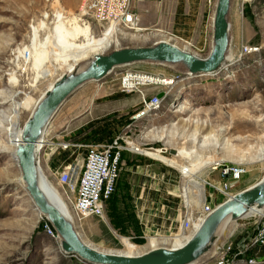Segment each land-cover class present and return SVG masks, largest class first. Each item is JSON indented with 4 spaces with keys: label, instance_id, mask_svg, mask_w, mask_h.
<instances>
[{
    "label": "rangeland",
    "instance_id": "obj_1",
    "mask_svg": "<svg viewBox=\"0 0 264 264\" xmlns=\"http://www.w3.org/2000/svg\"><path fill=\"white\" fill-rule=\"evenodd\" d=\"M85 2L0 0V112L12 114L13 102L18 104L29 97L33 102L22 109L18 119L20 128L32 114L36 101L66 73L67 68L50 66L52 74L35 81L37 72L33 63L23 58L16 59L17 50L30 47L33 27L44 21L54 23V15L58 12L69 18L79 16L80 25H89L88 21H91L83 11ZM216 4L217 0L214 1L215 9ZM229 20L232 60L227 61L220 71L211 75H189L181 64L139 63L115 69L103 82L86 84L67 101L77 102L78 94L83 92L84 98L78 100L83 102L81 112L92 110L96 102H120L121 106L125 105L124 114L120 116L125 120L127 129L124 131L135 139L139 151L141 149V152L131 151L124 155L118 191L106 207L105 217H92L75 223L80 236L93 247L127 255H141L157 247H174L182 242L186 234L182 222L188 210L199 214L209 197L214 207L220 204L218 202L225 197L224 193L197 179L195 182L200 183L199 186H190L192 207L186 208L183 196L185 181L179 177V167L170 164L171 161L180 165L185 163L187 158L178 156L180 151L196 150L197 156H202L200 165L206 161H225L240 168L243 171L240 178H230L232 183L229 186L233 193L252 187L264 178V0H232ZM90 25L98 37L105 32L101 33L93 23ZM41 29L39 34L43 39L48 32ZM123 31L101 54L123 47L153 46L168 38L167 35L160 38L153 32L138 34ZM175 44L200 59H207L213 48V20L210 21L205 42L195 47L178 41ZM94 56L90 54L79 66L85 69ZM128 68L178 76L173 93L164 101L161 112L135 124L131 118L140 103L135 106L134 102H141V98L138 94H125L120 90L121 74ZM101 90L106 97H98ZM153 91L148 93L152 95ZM63 109L46 135V146L40 154V168L68 207L74 194L66 193L69 189L60 185V173L73 163L79 177L86 148L64 149L60 146L84 144L77 141V136L64 137L73 127V117L65 120ZM59 136L60 139L63 136L64 141H57ZM4 140H7V135L5 130L0 129V142ZM157 151L167 160L146 154ZM197 159L193 158L194 165ZM18 176L22 177V173L13 151L0 149V264H88L74 255L63 254L59 244L44 234L40 213L24 182L16 180ZM135 176H142L144 182L128 181ZM200 176L216 186L222 182L219 170H213V165L203 167ZM200 189H203V197L198 204ZM258 220V216H250L229 222L219 232L216 244L223 242L221 250L213 255L215 245L197 264H246L242 262L246 261L245 256H240L242 260L228 261L234 256L231 251L228 252V246L236 248L251 236ZM232 229L233 233L225 241V236ZM255 257L257 264H264V252Z\"/></svg>",
    "mask_w": 264,
    "mask_h": 264
},
{
    "label": "water",
    "instance_id": "obj_2",
    "mask_svg": "<svg viewBox=\"0 0 264 264\" xmlns=\"http://www.w3.org/2000/svg\"><path fill=\"white\" fill-rule=\"evenodd\" d=\"M231 6L232 0H217L213 18V48L207 59H200L164 40L153 46L123 47L108 54H96L85 69L74 68L46 90L24 124L23 144L18 145L15 157L36 210L47 217L61 237L62 253L74 255L88 264H197L212 250L218 240V230L227 219L236 222L245 218L251 209L264 208L263 178L216 206L181 246L157 247L141 255H127L101 251L87 243L78 233L75 223L50 201L40 186V154L44 149L46 133L63 105L77 90L90 82H103L117 68L139 63L181 64L189 75H211L220 71L230 46ZM159 97H163V93ZM207 202L211 203L212 199L207 198Z\"/></svg>",
    "mask_w": 264,
    "mask_h": 264
},
{
    "label": "built area",
    "instance_id": "obj_3",
    "mask_svg": "<svg viewBox=\"0 0 264 264\" xmlns=\"http://www.w3.org/2000/svg\"><path fill=\"white\" fill-rule=\"evenodd\" d=\"M131 1L86 0L83 10L84 15L90 19L91 22L88 21L89 25L90 23L95 24L101 33L106 29L111 30L112 28L117 32L121 30L136 31L138 25L131 9ZM166 35L168 38L164 39V41L176 45L175 42L178 39L172 35ZM177 80L178 76L150 74L129 68L125 69L120 78L121 92L125 94H138L141 98L140 107L131 118L132 123L135 124L145 118L157 116L164 106V101L172 95ZM149 90H154V94L150 95L148 93ZM161 93H163V97H159ZM134 143H136L135 139L123 130L121 134H118L110 142H97L89 146L80 143L73 145L60 144L64 149H68L69 147H86L84 164L79 177L73 165L65 167L59 177L60 185L69 189L66 193L74 194L73 198L70 199L69 207L75 223H82L84 220L92 217H105L106 204L114 198L118 190L125 153L131 151L138 152ZM44 144H46V139ZM183 165L179 168V177L186 183V181L194 177H191L190 174V163L187 162ZM213 169L219 170L222 185L219 184L218 187L208 181L204 184H208L224 193L223 195L226 200L231 198L233 193L228 181L230 178L239 179L243 171L225 161L213 163ZM214 209L215 207L207 202L199 214L195 215L194 211L191 210L186 212V218L182 222V229L186 231V234L183 236L185 241L198 230L206 217ZM40 219L42 220L41 226L44 234L49 236L53 241H56L60 246L61 237L47 217L40 215ZM263 248L264 213L256 222L251 236L243 240L236 248L228 246V252L231 251L234 254L228 261L235 262L236 260H242L240 256H245L246 261L242 262L257 264L255 256ZM249 252L251 255H249Z\"/></svg>",
    "mask_w": 264,
    "mask_h": 264
},
{
    "label": "bare ground",
    "instance_id": "obj_4",
    "mask_svg": "<svg viewBox=\"0 0 264 264\" xmlns=\"http://www.w3.org/2000/svg\"><path fill=\"white\" fill-rule=\"evenodd\" d=\"M54 17L56 19L54 23H47L44 21L38 27H33L32 29L33 34L31 36V46L24 47L22 50H17L16 52V54H18L16 59L23 58L27 62L33 63V69L35 70V72H37L35 81L41 78L49 77L52 74L50 66L51 67L66 66L67 74L70 73L74 68H79V67L81 68L82 66H79V64L83 62L84 60H86V58H88L90 54L96 55V54H101L105 52L107 48L112 44V41L115 39V37L121 34L122 32H124L123 30H121L120 32H117L116 30H114V28H112L111 30L106 29L104 30L105 32L103 31L104 33L98 37L95 35L94 30L91 25L82 26L80 25L81 23L79 24V22L81 21V18H79V16H72L69 18L65 14L58 12L57 14L54 15ZM46 19L47 18H45V20ZM40 28L48 32V34L43 39L41 38V35L39 34ZM231 60H232V57L230 55V49H228V52L226 54V61L224 62L223 67L227 61H231ZM46 64H48V66H46ZM39 101L40 100L36 101L33 111L36 108ZM32 102L33 101L29 97H27L21 103L14 104L15 102H13V105H15V107L13 108L12 114L6 113L4 111L0 112V129L5 130V133L7 135V140L10 143V146H8L7 140L0 142V149L4 151L12 150L14 157H15V152H16L18 145L23 144V139H22L23 128H20L18 126V119L20 117L22 109L28 108L32 104ZM45 145L46 144H44V146ZM137 151L141 152V149L139 151V148L137 147ZM196 152H197L196 150L195 152L194 151L192 152L180 151L178 155V156H184V158H187L185 163L187 162L190 163L189 165L190 174H191V177H194L191 180L186 181L184 189H183V196L185 199L186 208L188 209L192 207V202H193V192L191 191L190 186H192V184L199 186L200 183L195 182V180L197 179L201 180L203 183H206L208 180L205 181V179L201 178L200 171L205 166L207 167V166L213 165V163L209 161L204 162L203 163L204 166L200 165V162L202 161L201 159L202 156L198 157ZM146 154L154 158L161 159L163 161L167 160V158L162 156L161 152L159 153V151L153 152V153L147 152ZM191 156L192 158H190ZM194 157L195 159L198 158L197 159L198 162L196 165H194V163L192 162ZM170 164L176 165L179 168L181 166H184L183 164L182 165L177 164L175 161H171ZM16 180L20 182L23 181L21 176H18ZM40 186L43 189V191L46 193L50 201H52L66 215V217L71 222L75 223L71 216V210H70L69 205H68L69 207L68 208L65 202L63 201L61 195L59 194V192L55 188L52 187L51 183L42 174V171H41ZM202 191L203 189H200V198L198 197L199 198L198 204L201 203V199L203 197V194L201 196ZM263 213H264V208L263 209L253 208L249 211L246 217H250V216L261 217ZM40 215L42 214L40 213ZM229 222L233 223V221H230V219H227L220 226L218 230V239H219V232L221 228L223 230L224 227ZM232 233H233V229L228 233V235L226 234L227 236H225L226 237L225 241L227 240L228 236H230ZM216 243L214 244V246L216 245V248L213 252V255H215L219 250H221L222 245H223V242H219L218 244ZM182 244L183 242H180L176 244L175 246L178 247V246H181Z\"/></svg>",
    "mask_w": 264,
    "mask_h": 264
},
{
    "label": "crops",
    "instance_id": "obj_5",
    "mask_svg": "<svg viewBox=\"0 0 264 264\" xmlns=\"http://www.w3.org/2000/svg\"><path fill=\"white\" fill-rule=\"evenodd\" d=\"M214 1L132 0L131 9L138 25L135 32L138 34L153 32L160 38L169 34L176 37L179 42L188 44L191 47L198 46L205 42L208 37L210 21L213 20L215 13ZM84 95L85 93L80 92L76 99L77 102H66L67 105L65 103L61 108V110L64 108L63 116L65 120L73 117V121H71L73 127L67 131L64 137L77 136L76 138L79 139L77 141L84 143L86 146L97 142L112 141L125 129V120L120 118L124 114L125 105L121 106L120 102H96L97 104L92 110L86 109L81 112L83 102H78V100L84 98ZM98 97L104 98L106 94L101 90ZM139 103L141 104V102H134V105L138 106ZM116 114H119V116ZM61 139L59 136L57 141H64L63 136H61ZM128 181L139 184L144 182V179L142 176H135L128 178ZM228 182L229 185L232 183L231 180ZM220 185H222V182ZM225 200L226 198L222 197L218 203L221 204ZM110 202L106 204V207ZM182 242H185V240L183 239ZM263 252L264 248L259 251V254Z\"/></svg>",
    "mask_w": 264,
    "mask_h": 264
},
{
    "label": "trees",
    "instance_id": "obj_6",
    "mask_svg": "<svg viewBox=\"0 0 264 264\" xmlns=\"http://www.w3.org/2000/svg\"><path fill=\"white\" fill-rule=\"evenodd\" d=\"M42 230V229H41Z\"/></svg>",
    "mask_w": 264,
    "mask_h": 264
}]
</instances>
